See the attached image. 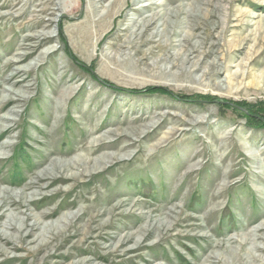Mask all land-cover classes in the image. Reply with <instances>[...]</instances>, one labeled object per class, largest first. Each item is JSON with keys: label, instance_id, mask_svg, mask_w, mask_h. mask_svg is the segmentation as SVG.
I'll return each mask as SVG.
<instances>
[{"label": "rangeland", "instance_id": "rangeland-1", "mask_svg": "<svg viewBox=\"0 0 264 264\" xmlns=\"http://www.w3.org/2000/svg\"><path fill=\"white\" fill-rule=\"evenodd\" d=\"M242 106L264 117V0H0V264H264Z\"/></svg>", "mask_w": 264, "mask_h": 264}, {"label": "bare ground", "instance_id": "bare-ground-1", "mask_svg": "<svg viewBox=\"0 0 264 264\" xmlns=\"http://www.w3.org/2000/svg\"><path fill=\"white\" fill-rule=\"evenodd\" d=\"M150 24H151V20L150 21H148V20H145V21H143L142 22V27L143 28H147L148 26H150ZM8 100V99H7ZM83 157V156H82ZM60 164H58V165H56V164H54L53 166H51V170H53V168H55V167H57L58 166V168H55V169H57L58 171H60V172H65L67 169L69 170V168L70 169H73L74 168V170H75V168H81V170H77V173L78 174H80L82 171H83V169H84V166H85V164H87V162H89V161H87V162H85L84 160H83V158H81V156L79 155V156H75L74 158H72V159H69V160H67V161H65V162H61V160H57ZM56 161V162H57ZM56 162H53V163H56ZM63 163H65V164H63ZM50 170V171H51ZM56 170V171H57ZM48 171H49V169H44V171L41 173V176H39L38 178H37V182L36 183H34L33 185H39V183L40 182H43V181H45V180H47L48 178H46L45 176H46V174H50V173H48ZM56 171H53V174H54V172L56 173ZM58 173V172H57ZM73 173V172H72ZM71 173V176L70 177H68V176H66L65 178H64V176H62V174H60L61 176H59V177H56V178H54V179H51V180H53V181H51L48 185H46V187H44V188H48V187H51L53 184H55V183H65L67 180H69L70 178H73V174ZM52 174V173H51ZM0 208H2L1 206H0ZM53 215V213H44V214H42V218H47V217H51ZM59 223V221H57L55 224L57 225ZM63 224H66V222H62ZM153 225V224H152ZM51 227H54V224H52V225H50ZM7 227L8 228H10V229H16L15 227H14V225L13 224H11V223H9V224H7ZM156 226L155 225H153V226H151V228L150 229H156L155 228ZM24 228V227H23ZM55 228V227H54ZM59 228V227H58ZM52 229V228H51ZM139 243V242H138ZM137 245V244H136Z\"/></svg>", "mask_w": 264, "mask_h": 264}, {"label": "trees", "instance_id": "trees-1", "mask_svg": "<svg viewBox=\"0 0 264 264\" xmlns=\"http://www.w3.org/2000/svg\"><path fill=\"white\" fill-rule=\"evenodd\" d=\"M60 37H62L60 35ZM80 68L83 69L84 71L86 72H90V68L89 67H86L85 65L83 64H79ZM105 85L109 86V88L113 89L114 91H117V92H128V93H131V94H163L165 95L168 91L164 90V89H161V88H146V89H143V90H130V91H126L122 88H119L113 84H110L108 82H105V81H102ZM181 101H188V97H180L179 98ZM243 108H246L244 106H242ZM249 112H250V109L246 108ZM264 111V108L261 109ZM250 118L255 120L256 123L258 124H261L264 126V117L263 116H260L258 113H253V112H250Z\"/></svg>", "mask_w": 264, "mask_h": 264}]
</instances>
